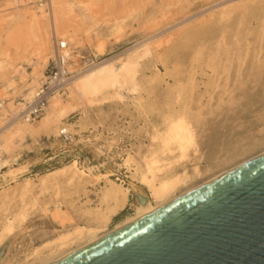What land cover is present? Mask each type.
<instances>
[{
	"label": "rangeland",
	"instance_id": "374dc122",
	"mask_svg": "<svg viewBox=\"0 0 264 264\" xmlns=\"http://www.w3.org/2000/svg\"><path fill=\"white\" fill-rule=\"evenodd\" d=\"M106 1L51 0L50 11L65 22L57 37L72 40L79 66L94 60L127 68L119 83L88 87L82 94L73 93L71 83L60 97L67 112L60 122L44 125L47 109L32 123L16 116L20 103L32 97L28 93L39 84L52 50L50 33L48 53L39 50L33 15H41L50 29L52 13L39 7L44 0H0V232L9 221L16 220L15 229L25 227L7 249L5 264H39L87 239L29 260L59 234L83 225L108 232L135 214L133 185L154 159L160 164L152 165L157 181L188 173L176 196L264 152V0ZM181 124L195 133L185 159L173 140ZM63 127L72 136L66 142L58 137ZM73 162L76 169L68 168ZM65 167L57 180L49 176ZM109 186L119 196L125 192L128 201L99 224L95 218L111 205L102 196ZM56 207L62 210L58 217L67 216L51 215Z\"/></svg>",
	"mask_w": 264,
	"mask_h": 264
},
{
	"label": "water",
	"instance_id": "95a60500",
	"mask_svg": "<svg viewBox=\"0 0 264 264\" xmlns=\"http://www.w3.org/2000/svg\"><path fill=\"white\" fill-rule=\"evenodd\" d=\"M54 264H264V155Z\"/></svg>",
	"mask_w": 264,
	"mask_h": 264
},
{
	"label": "bare ground",
	"instance_id": "6f19581e",
	"mask_svg": "<svg viewBox=\"0 0 264 264\" xmlns=\"http://www.w3.org/2000/svg\"><path fill=\"white\" fill-rule=\"evenodd\" d=\"M103 2L105 1V0H102ZM106 2H108V0L106 1ZM47 6L48 7V11L50 12V14L52 13L51 11H52V3H51V0H48L47 1V4H40L39 5V7H43V6ZM51 10V11H50ZM61 12V11H60ZM52 15V18H50V29H49V27L48 26H46L45 24V26H46V29L44 30V25H43V23L41 22V15L40 16H38V15H36V14H34L33 15V18H34V20H32L33 21V29H34V32L36 33L35 34V37L37 38V43H38V48H39V50L40 51H45V52H47L48 50H49V44L47 45V37L49 36V33H50V35L52 36V42H53V38L55 37L56 39H58V37H57V34L61 31V29L65 26V22L63 21H61V18L59 19V16L60 15H58V13L57 14H54L53 15V13L51 14ZM62 16V15H61ZM60 16V17H61ZM64 20V19H63ZM63 23V24H62ZM63 32V31H62ZM50 37V36H49ZM63 39V38H62ZM64 40H66V41H68V43H69V45L71 46V42H72V40L71 39H64ZM48 43H49V41H48ZM52 44V43H51ZM53 45V44H52ZM141 47V46H140ZM70 48V47H69ZM52 49V48H51ZM137 50V49H136ZM139 50V49H138ZM135 51V49L133 50V52ZM50 52V51H49ZM48 53V52H47ZM51 54V53H50ZM135 55H137V54H135ZM134 55V56H135ZM128 56V55H127ZM131 56V55H130ZM139 56V55H138ZM124 58H125V56H124ZM126 58H128V57H126ZM127 60V59H126ZM133 60V59H132ZM136 60V59H135ZM116 63V62H115ZM117 63H120V62H117ZM123 64V63H122ZM118 65V64H117ZM134 65V64H133ZM128 67H131V66H128ZM134 67V66H133ZM132 67V68H133ZM127 67H126V65L125 64H123L122 65V67L120 68V69H115L114 68V66H113V64L111 63V62H104V63H99V65L96 63V65L93 67V68H91V69H89V70H87V72L85 71V73H81V74H79V75H81V76H76L77 78L75 79V80H73V87H72V92L74 93V92H79L80 91V93H81V91H82V93H83V90H85L86 91V89L88 88V87H93V88H97L98 86H103V85H106V84H108L109 85V83H115V84H117V83H119L117 80H119V79H117L118 77H119V75H121L120 74V72L122 71V70H124V69H126ZM130 69V68H129ZM131 70V69H130ZM126 71V70H125ZM125 71H122V74H123V72H125ZM19 73H21V71H18ZM127 74V73H126ZM130 75V74H129ZM123 76V75H122ZM124 77H125V73H124ZM37 78V77H36ZM122 79V78H121ZM127 79V78H126ZM131 80V79H130ZM117 82V83H116ZM127 82H128V80H127ZM39 83V82H38ZM126 83V81L124 80V84ZM135 83V82H134ZM32 85V87L34 86L33 84V82L31 83ZM133 84V83H132ZM30 85V84H29ZM119 85V84H118ZM121 85H122V83H121ZM28 86V85H27ZM38 86V85H37ZM110 86H111V84H110ZM115 86V85H114ZM111 87H113V85L111 86ZM120 88H121V86H119ZM124 87H125V85H124ZM103 88V87H102ZM136 88V87H135ZM121 91H123V88H121L120 89ZM137 90H138V88H137ZM33 92L34 91H30L28 94L29 95H33ZM120 92V91H119ZM81 93V94H82ZM85 93V92H84ZM55 100V101H54ZM177 100V99H176ZM62 99L60 98V97H57V98H53V102H52V104L51 105H49L48 106V108H47V111H48V115L46 116V118H45V120H44V122H43V124L44 125H47L48 124V121H50L51 119H52V121H53V119H54V121H55V123L56 122H60L61 121V119L63 118V116L65 115V113L67 112V107H63V104H62ZM25 122V121H24ZM28 123V122H27ZM50 124V123H49ZM188 125V124H187ZM189 126V125H188ZM176 128V130H175V135H173V140H176V142H177V144H178V146H177V148H178V150L180 151V153H181V155H182V157L184 158V156L186 157V153H187V151H189L190 152V150H189V146L191 145V144H193L194 143V137L195 136H193L194 134L192 133V129H190V127H187L186 125H178V126H175ZM73 128V127H72ZM192 130V131H191ZM158 137V136H157ZM161 136H159V138H160ZM155 138H156V136H155ZM196 140V139H195ZM161 141V140H160ZM162 141H165V140H162ZM168 141V140H167ZM167 141H165V142H163V143H165L164 145H166L167 144ZM169 141H170V139H169ZM168 141V142H169ZM171 142V141H170ZM159 144V143H158ZM161 144H162V142H161ZM171 143H169L168 145H167V147L170 145ZM173 144H174V142H173ZM176 144V145H177ZM163 145V146H164ZM158 146V145H157ZM161 146V145H160ZM173 146V145H172ZM193 147H194V145H193ZM164 148H165V146H164ZM169 148V147H168ZM191 148V147H190ZM242 149H244V148H242ZM241 149V150H242ZM172 150H173V148H172ZM171 150V151H172ZM178 150H173V151H178ZM197 150V149H196ZM162 151V150H161ZM173 151H172V153H173ZM157 152H158V150H157ZM167 152V151H166ZM168 152H170V151H168ZM242 152V151H241ZM171 153V152H170ZM0 154H1V152H0ZM163 154V153H162ZM176 154H177V152H176ZM151 155V154H150ZM152 155H153V153H152ZM158 155V154H157ZM157 155H155V156H157ZM180 155V156H181ZM233 155V154H232ZM262 155H264V152H261L260 154H258V155H256L255 157H252V158H250V159H247V160H245V161H243L242 163H240L239 165H236L235 167H232V168H230V169H227V170H224V171H222V172H220L219 174H217V175H215V176H211V178L210 179H208V180H206V181H204L202 184H200V185H197V186H195V187H192L191 185V187L192 188H190V189H188V190H186L185 189V191H183L182 193H180L179 195H174L173 196V194L175 193V191H177V189L180 187V186H182L184 183H185V181L187 180V178L189 177L188 176V173H184V171H183V173L182 174H178V175H173V176H168V177H166V178H163V179H160V180H156V178H155V174H154V172L157 170H155L154 171V169H153V171L154 172H152V165L154 164V165H156V161H152L151 163H149V164H151V165H149L148 164V169H147V171L148 172H146V173H150V178L147 176V177H145L144 176V174H146V173H143V177L141 178V182L140 181H138V182H140L138 185H133V191L135 192V194H136V196L137 197H135L136 198V200H137V202H138V204L135 206V214H133L132 216H128V217H126L124 220H122L121 222H119L117 225H115V227H113V229H111V230H109L108 232H105V230H103V229H101L100 227H98V228H92V226H91V228H86V227H83V226H85V225H83V226H77V227H74L71 231H68V232H66L65 231V233H62V234H59L57 237H55L54 239H52V240H49V241H47V242H45L44 244H42V246L40 245V247L39 248H35L36 250L34 251V253H33V255L29 258V260L31 261V259H33V258H35V257H39L40 256V254H43V250H48L50 253H54L53 251H56V250H61V249H64L67 245H70V244H73V243H75V242H78V240H81V239H83V238H87L85 241H84V243L83 244H79L77 247H75V248H73V249H68V246H67V249L68 250H66L65 252H62V253H60V254H57L55 257H49L48 256V258H46L45 260H42V261H40V263L39 264H54V263H58L59 261H62L63 259H65L66 257H68V256H70V255H72V254H74V253H76L77 251H79L80 249H83V248H85V247H87V246H89V245H91V244H93L94 242H96V241H98L99 239H101L102 237H105V236H107V235H110V234H112V233H114V232H117V231H119V230H121V229H123V228H125V227H127L128 225H130V224H132V223H134L135 221H138V220H140V219H142V218H144V217H146V216H148L149 214H151V213H153L154 211H156V210H158V209H160L161 207H163V206H165V205H167L168 203H170L171 201H173V200H175V199H178V198H181V197H183L184 195H186V194H188V193H190V192H192V191H194V190H196V189H198L199 187H202V186H204V185H206V184H208V183H210L211 181H213V180H215V179H217L218 177H221V176H223V175H225L226 173H228L229 171H231V170H233V169H235V168H237V167H240V166H242V165H244V164H246V163H248L249 161H252V160H254V159H256V158H258V157H260V156H262ZM154 156V157H155ZM167 156V155H166ZM171 156V155H170ZM180 156H176V160L178 161V159H179V157ZM144 157H145V154H144ZM149 157V156H148ZM154 157H151V158H154ZM159 157H161V156H159ZM162 158V157H161ZM171 158V157H170ZM183 158H180L179 160H183ZM132 159V158H131ZM141 159H142V157H141ZM163 159V158H162ZM166 159V158H165ZM169 159V158H168ZM185 159V158H184ZM146 160V159H145ZM148 160V159H147ZM158 160V159H157ZM167 160V159H166ZM174 160V159H173ZM175 160V161H176ZM181 160V161H182ZM1 159H0V163H1ZM161 161V160H160ZM165 161V160H164ZM175 161H174V163H175ZM185 161V160H184ZM178 162H180V161H178ZM134 163V162H133ZM138 163V162H137ZM143 163V161L141 162V164ZM159 163H161V162H159ZM162 163H163V161H162ZM2 164V163H1ZM140 164V165H141ZM145 164V163H144ZM158 164V163H157ZM164 164H166V163H164ZM163 164V165H164ZM167 164H169V162L167 163ZM176 164V163H175ZM174 164V165H175ZM178 164V163H177ZM139 165V166H140ZM160 165V164H159ZM159 165H156L157 167H159ZM199 165V164H198ZM143 166V165H142ZM146 167H147V164L145 165ZM161 166H162V164H161ZM68 167V166H67ZM67 167H65V168H60V169H57V170H55L54 172H51V173H49V176H55V175H57L58 176V174H60V173H62V172H64L65 171V169H67ZM163 167V166H162ZM168 167H169V165H168ZM170 167H171V165H170ZM193 167V166H192ZM197 167V166H196ZM200 167V166H199ZM208 167V166H207ZM68 168H71V169H76V162H73V164H70V166L68 167ZM137 168V167H136ZM154 168V167H153ZM166 168V167H165ZM209 168V167H208ZM71 169H69V170H67V171H70ZM145 169V168H144ZM162 169H164V168H162ZM167 169V168H166ZM170 169V168H169ZM184 169V168H183ZM189 169V168H188ZM140 170V169H139ZM161 170V169H160ZM193 170V169H192ZM207 170V169H206ZM76 171V170H75ZM74 170H73V172L72 173H74L75 172ZM145 171V170H144ZM143 171V172H144ZM166 171V170H165ZM182 171V170H181ZM196 171H197V168H196V170H194V173L196 174ZM204 171H205V169H204ZM139 172H141V171H139ZM157 172V171H156ZM163 172V171H162ZM202 172V171H201ZM201 172H200V174H201ZM209 172V171H208ZM65 173V172H64ZM81 174H82V172H80ZM159 174H161L160 173V171L158 172ZM173 173V172H172ZM190 173V172H189ZM194 173H193V175H194ZM141 174H142V172H141ZM169 174H171V173H169ZM71 175V174H70ZM83 175V174H82ZM82 175H80V176H82ZM199 175V174H198ZM60 176H61V174H60ZM64 176H65V174H64ZM64 176H62V178L64 177ZM72 176V175H71ZM73 176H75L76 177V175H73ZM79 176V175H78ZM83 176H86V175H83ZM142 176V175H141ZM203 176V175H202ZM52 177V178H53ZM75 177H73V178H75ZM194 176H192V178H193ZM199 177V176H198ZM42 178H44V177H42ZM55 178V177H54ZM53 178V179H54ZM60 178V177H59ZM72 178V179H73ZM81 178V177H80ZM79 178V179H80ZM45 179H46V176H45ZM56 180L58 179V178H55ZM66 179V178H65ZM72 179L70 180L71 182H72ZM48 180H49V178H48ZM55 180V181H56ZM135 180V179H134ZM29 181V180H28ZM41 181V180H40ZM47 181V180H46ZM53 181V180H52ZM69 181V182H70ZM74 181H76L77 182V180L75 179ZM79 181H81V180H79ZM133 181V180H132ZM43 182V181H42ZM54 182V181H53ZM52 182V183H53ZM67 183H68V181H66ZM110 182L112 183V185H117L118 186V184H116L114 181H111L110 180ZM195 182V181H194ZM25 183V182H24ZM45 183V185L47 186V184H46V182H44ZM48 183V182H47ZM133 183V182H132ZM196 183V182H195ZM26 184V183H25ZM28 184V183H27ZM77 184V183H76ZM186 184V183H185ZM191 184V183H190ZM34 185V184H33ZM51 185V184H50ZM107 185V184H106ZM27 185H25L23 188L25 189V187H26ZM41 187H44V186H42V183H41V185H40ZM187 186V185H186ZM10 187V186H9ZM21 187V186H20ZM146 188L147 189V191L149 192V194H147L146 193V191L144 190V188ZM15 188V187H14ZM27 188H29V186L27 187ZM26 188V189H27ZM33 187H31V189H32ZM187 188V187H186ZM125 190H126V188H124ZM130 189V188H129ZM184 189V188H183ZM29 190V189H28ZM4 191V190H3ZM13 191V190H12ZM17 191V190H16ZM22 191V190H21ZM20 191V192H21ZM23 191H25V190H23ZM22 191V192H23ZM121 191V190H120ZM130 191V190H129ZM181 191V190H180ZM14 192H15V190H14ZM36 192V191H35ZM131 192V191H130ZM129 192V193H130ZM178 192V191H177ZM1 193V192H0ZM26 193V192H25ZM14 194L15 193H13V196H14ZM6 195V194H5ZM26 195H27V193H26ZM25 195V196H26ZM33 195V194H32ZM102 196H103V199H104V201L106 200V201H109L110 203H111V205L108 207V209H106V211L105 212H100V214L95 218L96 219V221H98V223L99 222H102V223H107V222H109L110 221V219L112 218V217H114L115 215H117L118 214V212L120 211V210H122L123 208H124V206L127 204V201H128V198H127V194L124 192V194H122V196H119L117 193H116V191H115V189H114V187L113 186H109V187H105V188H103V191H102ZM23 197V196H22ZM21 198V197H20ZM5 199V198H4ZM17 199V198H16ZM23 199V198H22ZM21 199V200H22ZM141 199H144V203H142V201H141ZM3 200V199H2ZM11 200V199H10ZM31 200V199H30ZM18 201V200H17ZM32 201V200H31ZM34 201V200H33ZM35 201H36V197H35ZM135 201V200H134ZM1 203H2V201H1ZM10 203H11V201H10ZM33 203V202H32ZM35 203V202H34ZM131 203V202H130ZM154 203V204H153ZM133 206H134V204H133ZM55 207V206H54ZM47 208V207H46ZM57 209V210H56ZM56 211L55 212H53L54 214H51V215H55V213H56V215H55V217L57 218L58 216L57 215H59V213L60 212H62V210H60L58 207H56ZM96 210V209H95ZM100 210H101V208H100ZM100 210H97V211H100ZM88 212V211H87ZM18 213H21L20 211L18 212ZM64 213V212H63ZM134 213V212H133ZM92 214H94V213H92ZM20 215V214H19ZM16 216V215H15ZM25 216V215H24ZM60 216H67L66 214L65 215H60ZM58 217V218H60L61 219V217ZM90 216V215H89ZM13 217V216H12ZM26 217V216H25ZM95 217V216H94ZM20 218H21V216H20ZM23 218V217H22ZM56 218H54V216L52 217V219H56ZM57 218V219H58ZM6 219V218H5ZM14 219V218H13ZM16 219V218H15ZM18 219V218H17ZM24 219H26V218H24ZM24 219H22V220H24ZM60 219H58V220H60ZM92 219V218H91ZM11 220V219H10ZM88 220H90V219H88ZM7 221V220H6ZM5 221V222H6ZM18 221H20V220H18ZM96 221H94V222H96ZM4 222V223H5ZM15 222H16V220H15ZM14 222V223H15ZM24 222V221H23ZM6 223H8L7 225H6V227L4 226V231H3V233H1L0 232V249H1V247L3 246V248L2 249H4L3 250V254H2V256H1V258H0V264H5V258H6V255H7V252H8V250L7 249H9L10 247L9 246H11V244H13V241H15V239L19 236V235H21L22 234V231L24 230V228H23V230H22V228H19V229H15V227H14V223L12 224V221L10 222H6ZM58 223V222H57ZM60 223V225H61V223L62 222H59ZM87 224V223H86ZM100 224V223H99ZM18 225H19V223H18ZM21 225V224H20ZM22 225H23V223H22ZM70 226H72L71 224H69ZM74 225V224H73ZM76 225H78V224H76ZM103 225V224H102ZM62 226V225H61ZM88 226V225H87ZM95 226V225H94ZM99 226V225H98ZM68 227V226H67ZM73 227V226H72ZM62 228V227H61ZM105 228V227H104ZM2 229V228H1ZM65 229V228H64ZM69 230V229H68ZM24 233V232H23ZM29 235V234H28ZM23 238V237H22ZM24 238H25V236H24ZM52 238V237H51ZM21 239V237H19V240ZM83 241V240H82ZM44 242V241H43ZM30 243V242H29ZM35 243V242H34ZM79 243H81V242H79ZM41 244V243H40ZM77 244V243H76ZM21 245V244H20ZM75 245V244H74ZM8 246V247H7ZM14 246V245H13ZM21 246H23V244L21 245ZM20 246V247H21ZM34 246V245H33ZM37 246V245H36ZM1 249V250H2ZM17 249V248H16ZM19 249V248H18ZM33 249V248H32ZM32 249H30V250H32ZM1 250H0V252H1ZM13 250H14V248H13ZM18 251V250H17ZM27 252V251H26ZM61 252V251H60ZM46 253V252H45ZM26 254V253H25ZM47 254V253H46ZM19 255V254H18ZM29 255V254H28ZM26 256H27V254H26ZM42 256V255H41ZM46 256V255H45ZM19 257V256H18ZM22 257V256H21ZM10 258V257H9ZM24 258V257H23ZM37 259V258H36ZM35 259V260H36ZM38 260V259H37ZM24 261V260H23ZM7 262V261H6ZM33 262V261H32ZM31 262V263H32ZM35 262V261H34ZM27 263V262H26ZM38 263V262H37ZM12 264V263H11ZM14 264V263H13ZM16 264V263H15ZM19 264V263H18Z\"/></svg>",
	"mask_w": 264,
	"mask_h": 264
},
{
	"label": "built area",
	"instance_id": "2783aa9c",
	"mask_svg": "<svg viewBox=\"0 0 264 264\" xmlns=\"http://www.w3.org/2000/svg\"><path fill=\"white\" fill-rule=\"evenodd\" d=\"M43 4H47V0H44ZM52 44L51 55L38 86L28 101L20 103L22 108L16 116L19 120L34 122L46 111L51 99L66 95L69 85L76 76L96 65V61L91 60L83 67L79 66L75 53L64 39L54 37ZM58 137L66 142L72 136L63 127L59 129Z\"/></svg>",
	"mask_w": 264,
	"mask_h": 264
}]
</instances>
